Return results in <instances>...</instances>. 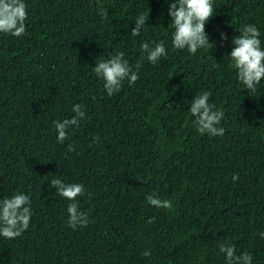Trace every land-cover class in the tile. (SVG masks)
Here are the masks:
<instances>
[{
	"label": "trees",
	"instance_id": "trees-1",
	"mask_svg": "<svg viewBox=\"0 0 264 264\" xmlns=\"http://www.w3.org/2000/svg\"><path fill=\"white\" fill-rule=\"evenodd\" d=\"M25 3L26 33H0V199L30 195L33 214L21 236H0V264H226L220 241L264 264V79L252 93L228 67L241 25L257 26L264 49V0H214L205 30L215 46L195 55L173 48L164 0ZM140 14L149 21L133 36ZM152 41L167 50L155 65L141 59ZM119 51L133 70L140 61L139 80L109 97L92 69ZM201 91L225 114L222 137L192 123ZM75 104L85 118L60 144L53 122ZM53 178L84 186L87 227L68 225L71 201L49 191Z\"/></svg>",
	"mask_w": 264,
	"mask_h": 264
},
{
	"label": "clouds",
	"instance_id": "clouds-1",
	"mask_svg": "<svg viewBox=\"0 0 264 264\" xmlns=\"http://www.w3.org/2000/svg\"><path fill=\"white\" fill-rule=\"evenodd\" d=\"M171 17L172 32L171 44L176 50H187L195 55L199 49H213L215 44L210 42L206 33L205 25L214 16V0H164ZM98 14L107 18L109 11L99 2L97 3ZM28 10L25 0H0V33L21 37L26 33V20ZM149 15L140 14L134 24L131 34L140 35ZM240 34L232 38L234 45L228 56L231 63L230 69L236 71L238 81L244 88L252 93L256 92L257 85L264 79V49L261 47L260 31L255 24L241 25L236 28ZM221 38L227 40V34L221 33ZM141 59H146L155 65L161 57L167 56L164 41L157 43L152 41L141 44ZM140 61L135 65V70L125 59L123 51L110 55L109 59H102L95 63L93 72L103 81V87L109 97L119 92L123 82L127 80L129 86L136 84L139 80ZM211 92L201 91L194 96L189 103V114L194 119L192 123L201 135L210 137L223 136L225 129L220 127L224 112L217 109L215 104L209 103ZM74 115L71 119L65 118L62 122L54 121L53 127L57 132V141L64 144L68 139V130L79 128L81 120L85 118V111L80 104L73 105ZM100 142L97 135L93 143ZM75 145L69 144L67 152H75ZM56 189L55 195L71 201L67 206L68 225L73 228L87 227L89 219L86 213L80 211L77 197L85 195V188L80 183H65L61 179L50 180V189ZM149 205L158 209L174 210L171 200H162L155 195L146 196ZM31 196L16 193L12 197L0 199V236L6 239H15L21 236L30 226L32 217ZM154 219V218H153ZM149 219L148 223H152ZM264 239V232L260 233ZM219 252L225 257L226 264H252V256L245 252L236 254L235 245L226 241L218 242ZM145 257L151 255L150 250L141 253Z\"/></svg>",
	"mask_w": 264,
	"mask_h": 264
}]
</instances>
